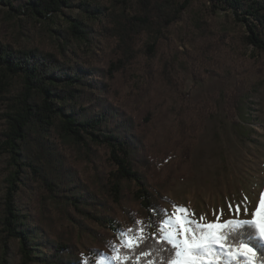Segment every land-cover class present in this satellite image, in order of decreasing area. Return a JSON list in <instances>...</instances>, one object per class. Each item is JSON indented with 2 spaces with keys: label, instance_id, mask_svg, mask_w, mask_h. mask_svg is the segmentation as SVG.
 Masks as SVG:
<instances>
[{
  "label": "trees",
  "instance_id": "1",
  "mask_svg": "<svg viewBox=\"0 0 264 264\" xmlns=\"http://www.w3.org/2000/svg\"><path fill=\"white\" fill-rule=\"evenodd\" d=\"M208 1L245 25L243 45L264 53V0ZM0 5L34 26L66 18L65 29L52 30L58 52L0 40V153L8 165L0 226L17 247L18 264H103L96 249L86 261L80 256L79 241L93 233V225L129 235L151 223L144 234L156 238L169 202L163 193L178 168L166 163L173 155L187 162L213 113L206 102L166 106L163 100L178 93V84L160 48L183 20L188 2L0 0ZM246 91L243 85L227 90V119L237 117ZM156 134L161 140L150 143ZM259 209L256 219L264 220V206ZM220 232L226 244L246 241L257 264H264V240L253 227ZM151 244L148 240L145 248ZM116 249L115 256L122 254ZM250 255L238 257L239 264Z\"/></svg>",
  "mask_w": 264,
  "mask_h": 264
},
{
  "label": "rangeland",
  "instance_id": "2",
  "mask_svg": "<svg viewBox=\"0 0 264 264\" xmlns=\"http://www.w3.org/2000/svg\"><path fill=\"white\" fill-rule=\"evenodd\" d=\"M180 2H188L184 18L160 48V53L172 61L178 93L163 100L166 106L206 102L213 113L206 119L187 162L173 155L166 163L178 168L163 193L169 200L163 205L164 211L172 216L174 205L183 206L192 214L190 219L204 225L256 219L264 194V53L242 44L246 27L230 11L213 10L208 0ZM12 15L9 7L0 5V40L58 52L52 30L65 29L64 16L34 26L25 17ZM237 85L247 91L237 117L229 120L224 96ZM161 138L156 134L149 142ZM7 172V160L0 153V209ZM129 208L139 218L137 207L130 204ZM118 219L127 231L124 219ZM91 228L93 233L79 241L80 256L86 261L90 250L96 249L103 264H114L113 246L121 247L122 234L124 239L129 235L114 234L97 225ZM18 259L16 245L7 240L0 226V264H18Z\"/></svg>",
  "mask_w": 264,
  "mask_h": 264
},
{
  "label": "snow or ice",
  "instance_id": "3",
  "mask_svg": "<svg viewBox=\"0 0 264 264\" xmlns=\"http://www.w3.org/2000/svg\"><path fill=\"white\" fill-rule=\"evenodd\" d=\"M260 205L264 206V194ZM174 207L172 216L165 212L166 218L158 226L156 238L144 234L152 226L151 223L140 228L138 233L129 234L127 239L122 234V254L114 257L117 264H232L233 261L239 264L237 258L246 254L251 255L246 257L245 264H257L256 254L246 241L226 244V233L220 232V228L225 227L230 233H236L248 225L255 229L254 235L264 240V220H228L226 225H204L190 219L192 214L187 208ZM255 215H262L259 208ZM148 240H152V244L145 248ZM216 245H219L220 250H217ZM113 250L117 251L115 246Z\"/></svg>",
  "mask_w": 264,
  "mask_h": 264
},
{
  "label": "water",
  "instance_id": "4",
  "mask_svg": "<svg viewBox=\"0 0 264 264\" xmlns=\"http://www.w3.org/2000/svg\"><path fill=\"white\" fill-rule=\"evenodd\" d=\"M254 251V250H253Z\"/></svg>",
  "mask_w": 264,
  "mask_h": 264
}]
</instances>
